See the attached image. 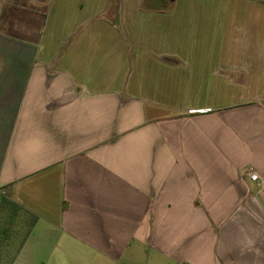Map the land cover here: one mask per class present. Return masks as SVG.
<instances>
[{
    "label": "crops",
    "instance_id": "1",
    "mask_svg": "<svg viewBox=\"0 0 264 264\" xmlns=\"http://www.w3.org/2000/svg\"><path fill=\"white\" fill-rule=\"evenodd\" d=\"M0 203V264H264V0H0Z\"/></svg>",
    "mask_w": 264,
    "mask_h": 264
},
{
    "label": "rangeland",
    "instance_id": "2",
    "mask_svg": "<svg viewBox=\"0 0 264 264\" xmlns=\"http://www.w3.org/2000/svg\"><path fill=\"white\" fill-rule=\"evenodd\" d=\"M10 207L11 206H7V205H4V204L0 203V223L1 222L5 223V221H11L10 215H13V217H15V218L16 217L28 218V220H29L28 222L30 224L31 218L26 216V214L23 211L17 209L16 207H13V210H11ZM29 224H28L27 228H29ZM20 229H16V230L19 231ZM22 231H23V234H24V232L27 231L26 227H25V229L23 228V229L20 230V232H22ZM18 239L19 238H15V241L18 240Z\"/></svg>",
    "mask_w": 264,
    "mask_h": 264
},
{
    "label": "trees",
    "instance_id": "3",
    "mask_svg": "<svg viewBox=\"0 0 264 264\" xmlns=\"http://www.w3.org/2000/svg\"><path fill=\"white\" fill-rule=\"evenodd\" d=\"M175 1L176 0H161L162 10H164V11L168 10L170 8V6L175 3ZM32 217H33V220L31 219L30 223H33L37 219L36 216H32Z\"/></svg>",
    "mask_w": 264,
    "mask_h": 264
},
{
    "label": "built area",
    "instance_id": "4",
    "mask_svg": "<svg viewBox=\"0 0 264 264\" xmlns=\"http://www.w3.org/2000/svg\"><path fill=\"white\" fill-rule=\"evenodd\" d=\"M250 178L252 181L257 182L259 184L260 176L255 172H250Z\"/></svg>",
    "mask_w": 264,
    "mask_h": 264
}]
</instances>
